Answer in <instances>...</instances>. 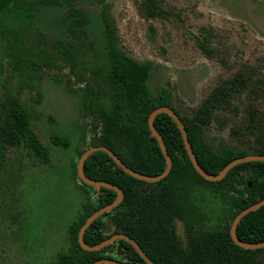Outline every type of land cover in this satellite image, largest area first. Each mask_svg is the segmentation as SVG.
I'll return each mask as SVG.
<instances>
[{
  "label": "trees",
  "instance_id": "trees-1",
  "mask_svg": "<svg viewBox=\"0 0 264 264\" xmlns=\"http://www.w3.org/2000/svg\"><path fill=\"white\" fill-rule=\"evenodd\" d=\"M92 1L101 7L99 21L106 62L102 67L91 69L90 77H85L83 52L87 46L92 49L93 45L88 42L90 17L81 6V0H0V16H16L24 12L33 23L41 9L62 10L59 31L52 36L54 39L36 30L34 42L28 44L14 28L0 27L3 58L9 71L18 74L27 71L30 79H41L42 75L51 74L58 83L61 78L55 72L67 71L66 89L75 93L70 85H79L81 111L92 118L91 126L97 129V133L89 138L87 149L106 147L137 173L147 176L161 174L166 163L157 141L150 136L148 117L155 109L168 107L184 125L198 164L211 175H216L236 158L264 155V115L254 107L249 108L248 128L251 131L256 129L259 135L253 145L213 152L202 134L218 107L226 105L241 91L248 89L251 101L264 97V71L248 69L237 72L221 81L197 109L181 114L173 107L166 91L155 95L150 92L147 83L152 71L151 62H137L119 48L115 22L107 12L104 0ZM139 10L150 18L163 14L158 0H143ZM208 42L206 38L205 42H197V45L205 56L210 57L212 50ZM56 59L62 64L58 65ZM101 84H104L103 89ZM154 127L172 160L170 173L157 183L130 177L101 152L90 155L85 161L86 177L118 186L124 197L110 213L92 223L85 231L84 241L89 245L104 241L108 236L104 234L103 219H108L114 233L133 238L146 249L155 264H176L171 259L173 248L166 244L168 234L165 231H172V222L179 219L185 230L193 231V244L184 250L174 248L178 264H264V248L242 249L232 242L229 235L235 216L264 198V162L238 165L221 181L209 182L193 168L173 120L166 114L158 115ZM52 142L66 146L65 141L57 137H52ZM15 146H24L42 164L49 162V151L31 129L27 112L19 105L16 96L7 95L0 103V157L7 147ZM85 149L79 153L78 159ZM74 173L77 177L75 166ZM80 183L84 188L85 201L80 215L68 228L71 245L66 252L58 253L50 264H92L107 257L104 249L93 252L81 249L77 233L85 219L111 203L116 194L105 188L96 193L92 187ZM206 199L208 204L218 205L216 210L207 208ZM215 211L221 221L224 220L223 224L220 221L218 229L210 227V214ZM236 236L245 243L264 242V206L240 221ZM121 244L128 246L125 242Z\"/></svg>",
  "mask_w": 264,
  "mask_h": 264
},
{
  "label": "rangeland",
  "instance_id": "rangeland-1",
  "mask_svg": "<svg viewBox=\"0 0 264 264\" xmlns=\"http://www.w3.org/2000/svg\"><path fill=\"white\" fill-rule=\"evenodd\" d=\"M142 1L104 0L115 22L119 48L137 62H151L150 92L166 91L181 114L197 109L221 81L237 72L264 71V0H158L163 14L152 18L140 12ZM81 6L91 21L88 42L93 48H85L82 63L83 76L90 77L91 69L106 62L101 7L92 0H81ZM25 15L0 16V27L14 28L28 44L34 42L36 30L54 39L62 10L41 9L34 23ZM206 38L210 57L197 45ZM3 54L0 41V103L7 95L17 97L31 129L49 151V162L42 164L24 146L7 147L0 157V264H50L70 246L68 228L85 201L74 166L97 129L81 111L79 85L71 83L75 93L66 89V70L55 72L61 78L58 83L51 74L30 79L27 71H9ZM248 93L243 90L218 107L203 129V140L213 152L255 143L259 132L248 128L249 108L264 115V97L251 101ZM52 137L66 146L53 144ZM216 205L207 208L216 210ZM210 215V227L218 229L221 218L216 211Z\"/></svg>",
  "mask_w": 264,
  "mask_h": 264
},
{
  "label": "water",
  "instance_id": "water-1",
  "mask_svg": "<svg viewBox=\"0 0 264 264\" xmlns=\"http://www.w3.org/2000/svg\"><path fill=\"white\" fill-rule=\"evenodd\" d=\"M161 114H166L173 120V122L175 123V125L177 126V128L180 132V136H181V139H182L183 144H184V149L187 153V156H188L193 168L206 181L219 182L222 179H224L225 176L234 167L241 165V164H244V163L264 162V155H248V156L239 157V158L232 160L221 171H219L216 175L209 174L208 172L203 170L200 167V165L198 164V161H197V159H196V157L192 151V148L190 146L184 125L180 121L179 117L176 115V113L172 109H170L168 107H159L150 113V115L148 117V127H149V131H150V136L152 138H154V140L157 141V143L159 145V149H160V151H161V153L165 159L166 166H165L164 171L161 174H159L157 176H147V175L137 173V172L133 171L132 169L128 168L114 153H112L106 147H90L86 151H84L82 153V155L79 157V159L77 161V165H76V172H77V177H78L79 181L82 182L83 184L87 185V186L93 187L97 191L100 190L101 188H105V189H108V190L115 192V194H116L115 199L111 203H109L108 205L103 206L100 209L93 212L85 220V222L83 223V225L79 229L77 241L83 250L88 251V252L98 251V250L108 246L109 244H111L115 240H123V241L129 243L135 249V251L138 253V255L147 264H153L149 260V258L144 254V252L141 250V248L131 238H129L128 236L122 235V234H115L111 238L103 241L100 244H96V245H87L84 242L83 236H84V233L87 230V228L96 219H98L100 216H102L105 213L111 212L123 200V192L117 186H114V185L107 183V182H104V181L92 180V179H89L88 177H86L84 174V163L90 155H92L94 153L101 152V153L106 154L114 162L115 166H117L124 173H126L127 175H129L130 177H132L136 180L146 182V183H157V182L161 181L170 173L171 168H172V160H171L170 156L167 154L166 147L164 145L162 137L158 133L156 128L154 127L155 118ZM263 206H264V198L258 200L257 203L247 207L246 209L242 210L240 213H238L235 216V218L233 219V221L230 225L229 235H230L232 242L236 246H238L242 249H245V250H257V249L264 248V242H261V243H245V242H242L241 240H239L238 237L236 236L237 226L240 223V221L246 215L259 210ZM111 231H112V229L110 227V223H109V221H106L105 232L107 234H109V233H111ZM93 264H121V263H119L117 261H113V260L101 259V260L94 262Z\"/></svg>",
  "mask_w": 264,
  "mask_h": 264
},
{
  "label": "flooded vegetation",
  "instance_id": "flooded-vegetation-1",
  "mask_svg": "<svg viewBox=\"0 0 264 264\" xmlns=\"http://www.w3.org/2000/svg\"><path fill=\"white\" fill-rule=\"evenodd\" d=\"M90 148V147H89ZM117 167V166H116ZM116 167H113V168H116ZM76 175H77V172H76ZM78 178V177H77ZM90 179V178H89ZM108 183V182H107ZM150 184H153V183H150ZM85 185V184H84ZM113 185V184H112ZM87 186V185H86ZM116 186V185H114ZM90 187V186H89ZM118 187V186H117ZM93 188V187H92ZM119 188V187H118ZM94 189V188H93ZM94 191L96 193H98L100 190H95ZM123 192V191H122ZM82 193V191H81ZM115 193V192H114ZM83 194V193H82ZM84 196V195H83ZM116 197V196H115ZM124 197V195H123ZM115 199V198H114ZM106 206V205H105ZM95 212V211H94ZM110 213V212H109ZM104 215V214H103ZM102 215V216H103ZM89 217V216H88ZM87 217V218H88ZM101 217V216H100ZM99 217V218H100ZM86 218V219H87ZM98 218V219H99ZM85 219V220H86ZM97 220V219H96ZM95 220V221H96ZM104 223H105V229H104V234L107 235L108 237L105 239H109L111 238L113 235L115 234H120V233H114L113 232V228L111 227V224H110V227L112 229L111 233L107 234L105 232L106 230V221H109L108 219H103ZM173 221V220H172ZM85 222V221H84ZM110 223V221H109ZM83 225V224H82ZM92 225V224H91ZM90 225V226H91ZM89 226V227H90ZM171 226L173 227L172 231L168 230V231H165V234H168V237H167V240L166 241V244L169 245L170 248H173V251H172V256H171V259L173 262H175L176 264H178L179 260H178V255L175 253L176 251H174V248L176 249H179V250H184V249H187L189 246H191L193 244V231H188V230H185L184 228V224L181 220L179 219H175ZM88 227V228H89ZM81 228V227H80ZM87 228V229H88ZM79 232V231H78ZM85 234V233H84ZM122 235H125V234H122ZM127 236V235H125ZM77 237H78V233H77ZM129 237V236H128ZM131 238V237H129ZM83 239H84V236H83ZM140 248L141 250L144 252V254L149 258V260L155 264V262L153 261V259L148 255V252L146 251L145 248L141 247L133 238H131ZM104 240V241H105ZM78 242V241H77ZM85 242V241H84ZM103 242V241H102ZM100 242V243H102ZM121 242H125L123 240H115L114 242H112L111 244H109L108 246L100 249V250H103L105 251V258H102V259H108V260H113V261H117L121 264H147L139 255L138 253L135 251V249L127 242H125L128 246L124 245V244H121ZM86 243V242H85ZM98 243V244H100ZM207 245H208V242H205ZM87 244V243H86ZM70 245H71V242H70ZM79 245V244H78ZM89 245V244H87ZM96 245V244H94ZM80 246V245H79ZM70 247V246H69ZM82 249V248H81ZM134 251V254L132 252V250ZM99 251V250H98ZM138 255V257H140V259L143 261H139L136 257V255ZM162 254L159 252V257H161ZM101 260V259H99ZM98 261V260H97ZM96 262V261H95ZM94 263V262H93ZM92 263V264H93Z\"/></svg>",
  "mask_w": 264,
  "mask_h": 264
}]
</instances>
